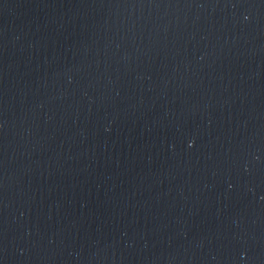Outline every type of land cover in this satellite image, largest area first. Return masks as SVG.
<instances>
[{
    "label": "water",
    "instance_id": "obj_1",
    "mask_svg": "<svg viewBox=\"0 0 264 264\" xmlns=\"http://www.w3.org/2000/svg\"><path fill=\"white\" fill-rule=\"evenodd\" d=\"M0 264H264V0H0Z\"/></svg>",
    "mask_w": 264,
    "mask_h": 264
},
{
    "label": "clouds",
    "instance_id": "obj_2",
    "mask_svg": "<svg viewBox=\"0 0 264 264\" xmlns=\"http://www.w3.org/2000/svg\"><path fill=\"white\" fill-rule=\"evenodd\" d=\"M192 142L191 141H189V144H191ZM242 255H243V253H242Z\"/></svg>",
    "mask_w": 264,
    "mask_h": 264
}]
</instances>
